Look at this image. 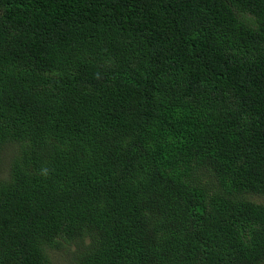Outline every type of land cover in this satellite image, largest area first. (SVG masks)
<instances>
[{
    "label": "trees",
    "instance_id": "trees-1",
    "mask_svg": "<svg viewBox=\"0 0 264 264\" xmlns=\"http://www.w3.org/2000/svg\"><path fill=\"white\" fill-rule=\"evenodd\" d=\"M57 256L264 264V0H0V264Z\"/></svg>",
    "mask_w": 264,
    "mask_h": 264
},
{
    "label": "rangeland",
    "instance_id": "rangeland-1",
    "mask_svg": "<svg viewBox=\"0 0 264 264\" xmlns=\"http://www.w3.org/2000/svg\"><path fill=\"white\" fill-rule=\"evenodd\" d=\"M59 253V252H58ZM60 253H62V251H60ZM58 257V256H57ZM59 258L60 257H58V258H54L53 260H54V263L55 264H61L60 262H59ZM58 261V262H57Z\"/></svg>",
    "mask_w": 264,
    "mask_h": 264
}]
</instances>
